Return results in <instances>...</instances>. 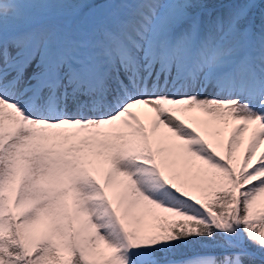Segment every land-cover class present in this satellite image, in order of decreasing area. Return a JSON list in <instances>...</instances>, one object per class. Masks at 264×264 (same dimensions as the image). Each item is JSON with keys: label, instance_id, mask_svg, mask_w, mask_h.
Instances as JSON below:
<instances>
[{"label": "snow or ice", "instance_id": "obj_1", "mask_svg": "<svg viewBox=\"0 0 264 264\" xmlns=\"http://www.w3.org/2000/svg\"><path fill=\"white\" fill-rule=\"evenodd\" d=\"M0 264H264V0H0Z\"/></svg>", "mask_w": 264, "mask_h": 264}, {"label": "trees", "instance_id": "obj_2", "mask_svg": "<svg viewBox=\"0 0 264 264\" xmlns=\"http://www.w3.org/2000/svg\"><path fill=\"white\" fill-rule=\"evenodd\" d=\"M217 208H219V204L218 203L216 204V207H214L213 210H216Z\"/></svg>", "mask_w": 264, "mask_h": 264}]
</instances>
